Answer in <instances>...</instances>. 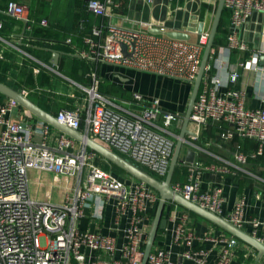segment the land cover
Segmentation results:
<instances>
[{"label":"built area","instance_id":"obj_1","mask_svg":"<svg viewBox=\"0 0 264 264\" xmlns=\"http://www.w3.org/2000/svg\"><path fill=\"white\" fill-rule=\"evenodd\" d=\"M114 0H90L89 7L97 15H107ZM230 11L229 49H247L235 29L241 27L256 11L264 12V0H225ZM5 12L18 20L29 22L27 5L9 1ZM40 23L48 26L47 19ZM1 26V24H0ZM93 35L85 37L86 47L79 55L93 62L146 71L193 84L202 62L209 33L203 32L198 41L173 38L166 31H153L147 23L127 27L109 23L93 27ZM104 32L106 36L103 37ZM99 37V39L95 38ZM123 45L126 49H123ZM258 54H256V58ZM250 64V62H249ZM253 67V65H252ZM264 73V67L255 65ZM224 59L216 56L206 67L200 91L194 103L188 135L182 151L181 164L186 166V179L175 181L172 188L208 210L224 216L264 242L259 232L264 221L245 216L246 199L241 198L225 214L223 189L204 188V169L235 173L251 159L264 153V103L259 107L245 105L246 92L229 87L237 81L238 72L229 80L222 78ZM98 76L92 73L93 85L88 105L64 107L57 113L60 122L82 131L140 168L164 181L169 171L175 146L183 124L181 116L164 110L159 98L149 99L134 92L139 108L128 110L97 91ZM225 86V91L221 88ZM22 106L6 97L0 103V264H141L144 246L153 218L151 210L159 201V192L146 182L128 180L104 168L96 151L71 135L54 127L36 115L22 117ZM217 123L221 137L257 142L246 153L237 144L233 158L219 156L220 163L205 166L194 159L187 161L188 148L201 152L197 145L204 127ZM206 151V150H205ZM50 171L75 179L73 187L61 202L38 200L31 194L30 170ZM107 205L114 209L118 235L82 228L80 221L90 217L101 223ZM170 209L171 219L177 220L175 241L188 248L182 258L195 264H208V250L198 247L189 211L177 214L179 204ZM223 243L216 264H231L243 242L235 236L219 239ZM147 264H181L167 246L156 242Z\"/></svg>","mask_w":264,"mask_h":264},{"label":"crops","instance_id":"obj_2","mask_svg":"<svg viewBox=\"0 0 264 264\" xmlns=\"http://www.w3.org/2000/svg\"><path fill=\"white\" fill-rule=\"evenodd\" d=\"M9 1L11 0H0V81L23 92L40 107L55 115L64 107H76L81 103L88 105L89 92L85 87L93 85L92 73L98 76L97 91L125 109L139 108L133 99L134 92H139L147 101L160 98L165 111L182 112L181 105L184 104L187 92L180 93L177 87L170 85L173 82L181 83L179 80L123 66L93 62L80 56L78 51L86 47L85 37L93 35V27H105L111 22L132 28L147 23L153 29L180 31L189 36L186 40L198 41L201 33H210L219 3V0H114L117 5L110 6L109 13L101 16L90 9V0H13L27 5L31 20L26 22L5 12ZM42 19H47L48 26L40 23ZM230 24V11L224 7L215 38L217 44L209 63L212 64L216 56L223 58V79L229 80L234 72L239 73L237 81H229L227 88L244 90L245 105L249 108L259 107L264 103V73L256 69L255 65L264 67V12L256 11L241 27L235 29L239 40L246 43L247 49L228 48V35L232 31ZM105 36L106 32L103 37ZM144 79L155 80V93H150L152 91H149L148 85L142 83ZM183 84L187 90H192L193 84ZM225 89L224 86L221 91ZM160 91L168 99L163 100L158 95ZM176 97L179 101L174 100ZM20 114L24 117L33 113L22 107ZM219 135L217 131L214 133L212 127L202 129L197 145L206 151H197L195 160L210 166L220 163L219 156L233 158L234 149L230 148L233 140ZM249 146L250 144L243 149H249ZM190 148L186 147L187 150ZM253 150L251 147L246 152ZM100 159L105 160L102 156ZM29 174L31 194L38 200L61 202L66 192L75 184V179L69 175L37 169H31ZM122 176L128 180L137 179ZM201 179L204 188L223 189L226 215L236 202L245 198L246 218L264 221V153L256 159H249L235 173L204 169ZM186 211L188 210L179 205L177 214L181 215ZM169 213L165 216L168 218V225L159 230L156 242L170 248L173 257L181 264H195L192 259L182 258V253L188 247L175 241L178 221L171 219ZM190 216L195 234L203 239L197 246L208 250V264H216L223 244L219 239L229 238L232 234L198 214L194 216L190 213ZM80 224L82 228L109 235L120 233L115 227L114 209L111 205H107L105 219L101 223L85 217ZM244 228L251 231L249 224ZM259 232L264 235V228H260ZM257 257V250L243 243L231 264H254ZM258 264H264V256Z\"/></svg>","mask_w":264,"mask_h":264},{"label":"water","instance_id":"obj_3","mask_svg":"<svg viewBox=\"0 0 264 264\" xmlns=\"http://www.w3.org/2000/svg\"><path fill=\"white\" fill-rule=\"evenodd\" d=\"M225 7V0H219L217 12L209 33L208 42L205 46L201 66L198 72V75L193 83L192 90L190 93V98L187 106V110L183 119V124L179 133V137L177 139V143L175 146L174 154L171 160L169 171L166 175L164 181L159 180L146 170L140 168L135 163H132L129 159L124 158L116 151L112 150L111 148L107 147L106 145L92 139L86 137L85 134L78 130L74 129L62 122H60L57 116L32 101L26 94L20 92L6 83L0 81V93L4 94L8 98H13L17 100L22 107L29 110L34 115L42 118L43 120L49 122L54 127L60 129L61 131L71 135L72 137L76 138L79 141L85 142L89 148L96 151L99 155H101L106 161L115 164L121 167L124 171L132 175L133 177L142 180L152 186L159 192L160 198L157 205V209L155 212V216L152 220L150 229L148 231L147 240L144 246V255L141 264H147L149 256L153 250V247L156 244L157 236L159 230L165 229L168 225V218L164 216L165 207L168 201L172 200L181 205L182 207L186 208L189 211L195 212L198 215L208 219L212 223L222 227L233 236L239 238L243 242L250 245L253 249L257 250L258 257L256 258L254 264H258L259 260L262 256H264V242L257 239L251 232L238 227L227 218L222 215H219L215 212L208 210L207 208L201 206L200 204L185 198L180 193L176 192L172 188L173 178L178 165L181 164L182 158L181 154L185 147V140L187 139L188 135L194 134L191 129H189L190 124V117L192 113V109L194 103L196 101L197 95L200 91L202 80L204 77V73L206 71V67L209 63L212 51L215 47V38L216 33L218 31V27L220 24L221 15L223 9ZM155 32H160V29H153ZM167 34L173 38L178 39H188L189 36L184 34L180 31H171L167 32ZM123 49H126V46L123 45ZM55 63L56 60H55ZM218 145V144H217ZM220 146V145H218ZM196 156V151L193 148H190L187 153V161L193 162Z\"/></svg>","mask_w":264,"mask_h":264},{"label":"trees","instance_id":"obj_4","mask_svg":"<svg viewBox=\"0 0 264 264\" xmlns=\"http://www.w3.org/2000/svg\"><path fill=\"white\" fill-rule=\"evenodd\" d=\"M2 30H3V29H2ZM0 31H1V28H0ZM216 44H217V41H215V45H216ZM4 97H6V96H5L4 94L0 93V103L5 99ZM208 126L213 128L214 133H215L216 131H217V132H220V131H221V128H220V126H219L217 123H213V124H210V125H208ZM219 137H220V135H219ZM199 138H200V137H199ZM217 139H218V137H217ZM198 140H199V139H198ZM198 140H196V143H198V142H197ZM237 144H240L242 149H243L244 147L248 146L249 144H250L249 149H250L251 147L254 148V149H256V147H257V142L254 141V140H251V139L241 140V139H239V138L236 137V138L233 139L232 144H230V148L235 150ZM213 147H215V146H213ZM249 149H243V150L246 152V151L249 150ZM246 153H247V152H246ZM250 159H251V158H250ZM98 162H99L104 168L110 169V167H111V169L113 170V172H114L115 174H117V175H119V176L122 175L121 173H117V172H115V170H114V166H117V165L112 164V163H110V162H108V161H106V160H101V159H99ZM186 170H187V169H186V166H185V165H183V164L178 165L177 168H176L175 174H174L173 182H175V181H180V180H179L180 177L182 178L181 181L185 180V179H186ZM128 176H131V175H128ZM121 177H123V176H121ZM132 177H133V176H132ZM158 202H159V201H158ZM158 202L156 203L155 208H154L153 210H151V217H152V218H154V216H155V212H156V209H157ZM180 206H181V205H180ZM172 208H173V205L169 206V205L166 204L165 211H164V216H166V215L168 214V212H170V209H172ZM183 208H184V207H183ZM184 209L187 210L186 208H184ZM188 211H189V210H188ZM189 212H190L192 215H194V216L197 215V213H195V212H192V211H189ZM215 225H216V224H215ZM216 226H218V225H216ZM157 239H158V236H157Z\"/></svg>","mask_w":264,"mask_h":264},{"label":"rangeland","instance_id":"obj_5","mask_svg":"<svg viewBox=\"0 0 264 264\" xmlns=\"http://www.w3.org/2000/svg\"><path fill=\"white\" fill-rule=\"evenodd\" d=\"M146 72V71H145ZM145 75H147L146 73H144ZM179 82H181V83H177V82H173V83H171L170 85H172V86H175V87H177L178 89H179V92L180 93H182L183 91H186L187 92V95H186V97L184 98V104H182L181 105V108L183 109L182 110V112H176V113H178L180 116H181V118H182V120L184 119V116H185V113H186V110H187V106H188V102H189V98H190V93H191V88H189L188 90H187V88L185 87V85L183 84V82L184 81H180L179 80ZM142 83L143 84H145V86L146 85H148V87H149V91H152V92H150V93H155V86H153V85H155V80H153V81H151V79H144V80H142ZM149 83V84H148ZM185 83V82H184ZM150 85V86H149ZM164 93L163 92H158V95L163 99V100H166V99H168L165 95H163ZM160 99V98H159ZM161 100V99H160ZM174 100L175 101H179L178 99H177V97L176 98H174ZM161 102H162V100H161ZM175 105V104H174ZM114 170H115V172H117V173H121V174H123V175H130L129 173H127L126 171H124L121 167H119V166H114ZM122 176V175H121ZM132 176V175H131ZM251 262H253V261H251Z\"/></svg>","mask_w":264,"mask_h":264}]
</instances>
